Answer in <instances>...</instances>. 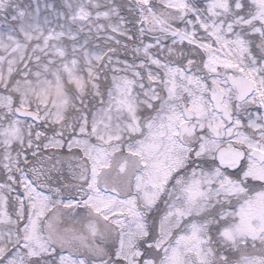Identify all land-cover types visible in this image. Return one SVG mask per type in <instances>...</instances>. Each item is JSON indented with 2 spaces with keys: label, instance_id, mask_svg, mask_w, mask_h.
<instances>
[{
  "label": "snow or ice",
  "instance_id": "1",
  "mask_svg": "<svg viewBox=\"0 0 264 264\" xmlns=\"http://www.w3.org/2000/svg\"><path fill=\"white\" fill-rule=\"evenodd\" d=\"M0 264H264V0H0Z\"/></svg>",
  "mask_w": 264,
  "mask_h": 264
}]
</instances>
